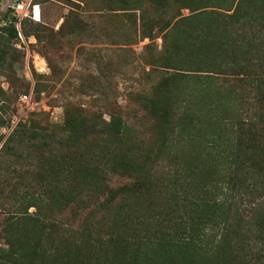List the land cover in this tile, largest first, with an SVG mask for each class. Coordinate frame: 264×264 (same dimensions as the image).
<instances>
[{
	"label": "trees",
	"instance_id": "16d2710c",
	"mask_svg": "<svg viewBox=\"0 0 264 264\" xmlns=\"http://www.w3.org/2000/svg\"><path fill=\"white\" fill-rule=\"evenodd\" d=\"M152 1L163 11L155 23L162 44L145 62L151 59L149 73L158 76L133 103L152 119V145L134 135L130 113L114 105L109 121L96 113L85 118L98 121L87 133L108 135L141 166L129 173L101 158L92 167L81 162L86 154L76 157L77 172L95 178L108 204L121 197L129 209L125 237L95 264H264V0ZM16 22L0 27V62L9 53L2 44L18 38ZM215 75L229 81L223 90L212 87L213 96L205 80ZM232 81L255 83L251 108L243 97L231 99ZM71 123L65 119L63 128ZM39 127L21 125L19 144ZM80 135L70 144L86 138ZM12 137L5 150L14 151ZM134 142L140 146L132 149ZM109 173L129 176V186L111 188ZM29 249L33 255L22 264H93L47 256L36 242Z\"/></svg>",
	"mask_w": 264,
	"mask_h": 264
},
{
	"label": "rangeland",
	"instance_id": "374dc122",
	"mask_svg": "<svg viewBox=\"0 0 264 264\" xmlns=\"http://www.w3.org/2000/svg\"><path fill=\"white\" fill-rule=\"evenodd\" d=\"M181 14L189 15V9ZM162 16L152 0H0V27L16 19L19 32L2 44L9 53L0 62V264H22L33 255V242L47 256L95 264V258H109L112 244L125 237L128 207L122 209L121 197L108 204V193L95 178L77 172L76 157L86 154L80 161L92 167L101 158L129 173L141 166L108 135L88 134L86 126L98 121L85 118L96 113L109 121L117 105L130 113L139 132L134 135L151 144L152 119L133 103L157 79L158 73H149L151 59H145L161 47L155 23ZM214 77L205 80L213 96L212 87L223 90L229 81ZM230 84L236 95L231 99L237 103V96L243 97L249 107L255 83ZM23 95L29 97L26 104ZM65 119L72 123L63 128ZM31 123L40 127L19 144L15 132ZM76 133L86 138L72 145ZM10 135L14 151L5 150ZM134 143L132 149L140 146ZM130 181L108 174L111 188L128 187Z\"/></svg>",
	"mask_w": 264,
	"mask_h": 264
},
{
	"label": "built area",
	"instance_id": "2783aa9c",
	"mask_svg": "<svg viewBox=\"0 0 264 264\" xmlns=\"http://www.w3.org/2000/svg\"><path fill=\"white\" fill-rule=\"evenodd\" d=\"M34 12H35V11L33 10V11H32V15H33V17H34V15H35ZM20 101H21L22 103H25V104H26V103L29 102V97L26 96V95H23V96L20 97Z\"/></svg>",
	"mask_w": 264,
	"mask_h": 264
},
{
	"label": "water",
	"instance_id": "95a60500",
	"mask_svg": "<svg viewBox=\"0 0 264 264\" xmlns=\"http://www.w3.org/2000/svg\"><path fill=\"white\" fill-rule=\"evenodd\" d=\"M13 6L15 7V4Z\"/></svg>",
	"mask_w": 264,
	"mask_h": 264
}]
</instances>
